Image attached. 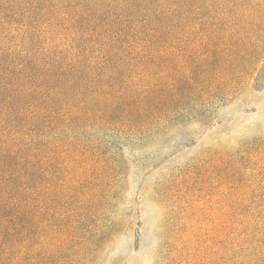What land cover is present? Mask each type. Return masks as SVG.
<instances>
[{
  "label": "trees",
  "instance_id": "obj_1",
  "mask_svg": "<svg viewBox=\"0 0 264 264\" xmlns=\"http://www.w3.org/2000/svg\"><path fill=\"white\" fill-rule=\"evenodd\" d=\"M263 38L264 0H0V264L99 243L102 138L205 108ZM233 205L227 264H264V196Z\"/></svg>",
  "mask_w": 264,
  "mask_h": 264
},
{
  "label": "rangeland",
  "instance_id": "obj_2",
  "mask_svg": "<svg viewBox=\"0 0 264 264\" xmlns=\"http://www.w3.org/2000/svg\"><path fill=\"white\" fill-rule=\"evenodd\" d=\"M259 45L256 70L237 69L192 116L102 138L115 145L90 222L99 243L70 264H227L233 218L244 214L233 200L264 196V38ZM232 168L252 191L232 192Z\"/></svg>",
  "mask_w": 264,
  "mask_h": 264
}]
</instances>
